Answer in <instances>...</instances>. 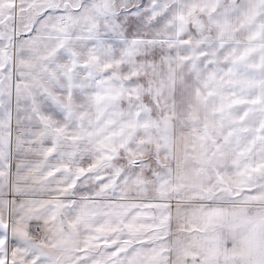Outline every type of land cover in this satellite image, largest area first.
<instances>
[{"label": "snow or ice", "instance_id": "1", "mask_svg": "<svg viewBox=\"0 0 264 264\" xmlns=\"http://www.w3.org/2000/svg\"><path fill=\"white\" fill-rule=\"evenodd\" d=\"M0 264H264V0H0Z\"/></svg>", "mask_w": 264, "mask_h": 264}]
</instances>
